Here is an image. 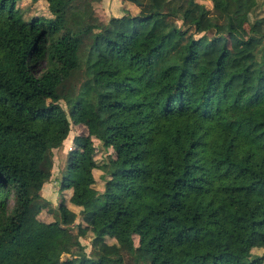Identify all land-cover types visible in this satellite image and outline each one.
Masks as SVG:
<instances>
[{
    "label": "trees",
    "instance_id": "obj_1",
    "mask_svg": "<svg viewBox=\"0 0 264 264\" xmlns=\"http://www.w3.org/2000/svg\"><path fill=\"white\" fill-rule=\"evenodd\" d=\"M16 1L0 0V253L15 254V242L31 236L41 254L17 252L16 264H124V255L131 264H171L163 243L183 264H261L264 251L248 244L258 236L264 249L258 201L230 213L247 229L239 253L225 239L217 252L197 251L183 240L194 221L184 225L173 209L209 185L264 199L262 159L251 162L229 139L206 149L229 92L231 102L262 103L236 121L264 137V15L256 14L264 0H120V14L105 21L88 0H44L49 16L28 18ZM60 99L76 108L66 114ZM81 122L86 132L72 136L58 187L79 207L104 197L106 216L94 221L82 208L72 232L65 225L75 213L60 202L56 220L35 235L37 213L50 206L39 194L44 178L25 163L39 165L69 123ZM94 171L114 191L96 190ZM137 187L166 201L148 207L150 219L119 201ZM87 231L88 253L79 241Z\"/></svg>",
    "mask_w": 264,
    "mask_h": 264
},
{
    "label": "rangeland",
    "instance_id": "obj_2",
    "mask_svg": "<svg viewBox=\"0 0 264 264\" xmlns=\"http://www.w3.org/2000/svg\"><path fill=\"white\" fill-rule=\"evenodd\" d=\"M261 1V0H259ZM93 14L100 21H105L110 15H119L121 8L120 0H88ZM209 7V1H203ZM129 3H125L127 11L133 12L134 7ZM16 5L21 11L24 18L29 16H49L44 0H17ZM123 5V7H124ZM257 15H264V3L256 9ZM248 28V22L243 24L241 33L245 35ZM68 84L76 85L74 79H70ZM231 92L226 96L222 104L225 108L219 109L210 122L209 135L207 138L206 149L211 151L213 149H220L219 143L229 139L233 151L244 152L251 162L258 159L264 161V137H256L250 131L247 125L243 122L236 121V116L241 113H248L259 108L262 103L257 105H244L239 101L231 102ZM60 105L67 114L72 108L75 109L76 105H65L62 99L59 100ZM86 132L83 122L78 124L69 123V129L66 137L61 144L56 148H51L50 152L45 156V159L39 165H29L25 163V167L39 172V175L44 178V182L40 188L39 194L48 203L47 210H40L37 215V222L35 224V235L40 234L47 226V223L54 221L57 218V206L61 202L68 209L75 213L74 221L71 224L65 225L66 228L72 232L75 231V223L81 222L80 210L82 208L89 209L94 212L93 220L98 221L105 217L103 211L104 197H99L98 200L88 202L82 207L72 205L68 201L70 189L60 190L58 187V180L60 173L65 163V152L71 144V138L75 134H84ZM94 145H97V140L92 138ZM110 151V149H108ZM95 158L99 159V151L95 153ZM94 188L99 192L114 191L111 185L106 184L98 178L97 173L94 171ZM138 188V187H137ZM135 195H126L121 193L119 201L126 203L127 206L135 211V216L144 215L149 219L150 214L147 212L148 207L162 208L166 205V201L159 197H150L145 191L140 188ZM258 201V202H257ZM257 202L259 205L258 212H264V199L254 193H234L226 189L214 187L209 185L205 190L199 194L192 195L186 192L177 202L173 209L176 217H179L184 225L189 221H194V227L187 232L183 240L189 242L197 251L210 250L217 252L220 245V240L225 239L228 242L229 249L233 253H239L242 246V238L246 236V226L239 220L231 217L230 213L233 209H237L243 205H250ZM191 203V206H190ZM193 203V205H192ZM148 205V206H146ZM90 232L87 231L84 236L79 237V241L84 247L86 253L90 250ZM106 242L114 241L113 238L107 237ZM258 236H251L248 238V244L251 245L252 253H261L263 248L259 247L260 242ZM136 242V237H134ZM15 243L19 244L17 252L28 257L29 255L37 256L41 254L39 248L32 246L31 236H22L21 239ZM162 252H167L170 255L171 264H183L176 258L172 247L168 244H162ZM11 252L0 253V260L5 264H16L18 259L15 254ZM124 264H131V259L124 255ZM140 264V263H139ZM221 264H231L228 259H222ZM261 264H264V259Z\"/></svg>",
    "mask_w": 264,
    "mask_h": 264
},
{
    "label": "crops",
    "instance_id": "obj_3",
    "mask_svg": "<svg viewBox=\"0 0 264 264\" xmlns=\"http://www.w3.org/2000/svg\"><path fill=\"white\" fill-rule=\"evenodd\" d=\"M68 197H69V195H68Z\"/></svg>",
    "mask_w": 264,
    "mask_h": 264
}]
</instances>
